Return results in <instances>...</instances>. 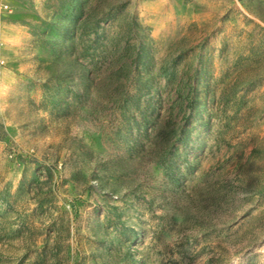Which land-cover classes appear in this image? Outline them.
<instances>
[{"label":"rangeland","instance_id":"obj_1","mask_svg":"<svg viewBox=\"0 0 264 264\" xmlns=\"http://www.w3.org/2000/svg\"><path fill=\"white\" fill-rule=\"evenodd\" d=\"M0 264H264V0H0Z\"/></svg>","mask_w":264,"mask_h":264},{"label":"built area","instance_id":"obj_2","mask_svg":"<svg viewBox=\"0 0 264 264\" xmlns=\"http://www.w3.org/2000/svg\"><path fill=\"white\" fill-rule=\"evenodd\" d=\"M2 12H9V7H8V3L6 2H0V14ZM6 57L5 54L3 52V40H2V26H1V20H0V84L2 81V77H3V72L6 68Z\"/></svg>","mask_w":264,"mask_h":264}]
</instances>
